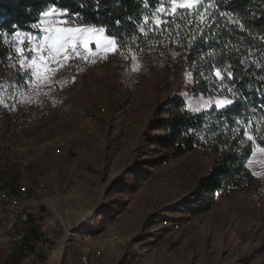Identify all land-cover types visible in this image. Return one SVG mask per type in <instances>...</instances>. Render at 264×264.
Instances as JSON below:
<instances>
[{"label":"rangeland","instance_id":"obj_1","mask_svg":"<svg viewBox=\"0 0 264 264\" xmlns=\"http://www.w3.org/2000/svg\"><path fill=\"white\" fill-rule=\"evenodd\" d=\"M5 42L11 51L0 60L6 127L17 130L18 119L35 111L48 110L49 117L31 132L35 145L21 152L12 139L0 152V161L7 158L0 185L8 181L0 192L25 185L32 195L22 198L15 227L24 237L38 231L21 252L0 214V264L22 256L20 264H84V258L87 264H264V157L257 154L248 167L251 186L216 195L208 211L191 213L214 157L198 145L176 156L155 143L160 133L152 125L170 99L181 98L195 112L210 104L191 94L181 50L159 39L137 51L73 60L49 89L37 88L32 70L20 66L14 34ZM58 141L70 145L68 159L43 161Z\"/></svg>","mask_w":264,"mask_h":264},{"label":"trees","instance_id":"obj_2","mask_svg":"<svg viewBox=\"0 0 264 264\" xmlns=\"http://www.w3.org/2000/svg\"><path fill=\"white\" fill-rule=\"evenodd\" d=\"M205 2L212 5L207 8L206 19H198L195 12L179 10L174 18L164 17L174 20L162 26L166 31L143 34L140 27L145 24L144 18L151 20L154 10L162 4L170 6V0H0V33L9 34L0 35V60L11 55L5 38L16 29L33 33L32 25L50 7L67 10L66 19L73 24L104 27L121 40L123 53L140 50L159 39L169 48L181 50L189 73V90L210 101L209 107L190 111L181 98H172L152 128L160 133L155 143L161 149H171L181 156L198 145L214 157L213 173L202 180L203 194L188 209L203 213L211 208L216 195L252 184L251 173L245 167L251 147L243 136V126L249 120L252 132L264 144V0ZM222 12L231 15L221 16ZM147 26L153 25L149 22ZM217 71L221 78L216 76ZM229 72L232 79L228 78ZM225 99L234 103L216 106L215 101ZM36 240L38 231L31 228L23 243ZM10 258L3 264H20L24 257L14 262Z\"/></svg>","mask_w":264,"mask_h":264},{"label":"snow or ice","instance_id":"obj_3","mask_svg":"<svg viewBox=\"0 0 264 264\" xmlns=\"http://www.w3.org/2000/svg\"><path fill=\"white\" fill-rule=\"evenodd\" d=\"M212 5L206 4L205 0H170V7L163 5L157 7L152 13V19L148 16L144 18L145 24L140 27L143 34L149 31H166L162 26L174 22L164 19L165 16L171 15L173 18L179 10H185L191 14L195 12L198 19H206L207 8ZM203 9V11H201ZM221 16H230L229 13H221ZM69 17L67 10H60L50 7L40 13L37 23L32 25L34 30L39 31V35H33L30 32H24L16 29L14 32L15 41L21 45L15 48V52L21 55L20 66L30 68L32 70V83L39 88L42 84L49 89L56 86V76L60 70L71 65L73 60L88 61L89 57H96L100 53L106 57L108 54H117L123 47V44L117 36L106 32L104 27H96L93 25H75ZM151 23L153 26L149 28L147 25ZM119 23V21H117ZM241 27H243L241 25ZM13 28H16L13 25ZM0 35H9L8 33H0ZM92 45L95 46L91 47ZM29 53L31 58L27 61L23 59L25 53ZM125 59L128 57L125 56ZM135 58V54H133ZM93 63L95 60L92 61ZM134 66L133 70H136ZM216 76L221 78V73L217 71ZM228 78L232 79L233 74L228 73ZM73 82L75 77H72ZM234 103L231 99L223 101L217 100V107L229 106ZM200 111L198 107L196 109ZM252 122L248 121L243 126V136L246 141L250 142L251 155L247 159L245 167H250L254 162V157L259 154L264 157V144L259 142V137L252 132ZM259 131V128H257ZM264 163V159L260 161ZM253 176H260L259 172H252Z\"/></svg>","mask_w":264,"mask_h":264},{"label":"built area","instance_id":"obj_4","mask_svg":"<svg viewBox=\"0 0 264 264\" xmlns=\"http://www.w3.org/2000/svg\"><path fill=\"white\" fill-rule=\"evenodd\" d=\"M125 109H129V103L126 104ZM104 112V110H102ZM49 117L48 110H40L28 113L18 119L17 127L8 129L5 125L6 121L0 109V152L7 147V142L14 139L18 145L19 150L25 152V150L32 144L34 139L31 137V132L38 126L43 125ZM91 131H86L83 134L88 136ZM35 145V144H34ZM70 145L58 141L53 145L46 154L42 155L43 161H59L66 160L69 157ZM148 178L145 179L147 181ZM38 188H43V184H38ZM0 196V214L5 218V223L10 236V242L15 245H22L24 234L22 231L17 230L15 227V219L17 214L21 212L22 198L32 199V195L29 193L28 186L18 185L15 191H1ZM25 218V216H22ZM174 230H178V224H172ZM99 255V253H97ZM84 264H87L86 259H82Z\"/></svg>","mask_w":264,"mask_h":264},{"label":"crops","instance_id":"obj_5","mask_svg":"<svg viewBox=\"0 0 264 264\" xmlns=\"http://www.w3.org/2000/svg\"><path fill=\"white\" fill-rule=\"evenodd\" d=\"M7 159V158H6ZM6 159H2L1 161H0V164H2L3 163V160H6ZM2 183H4L3 185H2ZM1 183V185H0V188L3 190V186L4 185H7L8 184V181L7 180H5L4 182H2ZM8 235H9V233H8ZM9 237V239H10V236H8ZM10 250L7 248L6 249V252H9Z\"/></svg>","mask_w":264,"mask_h":264}]
</instances>
